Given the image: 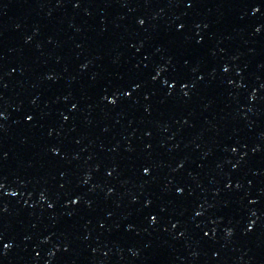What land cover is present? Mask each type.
Instances as JSON below:
<instances>
[{
    "label": "water",
    "instance_id": "95a60500",
    "mask_svg": "<svg viewBox=\"0 0 264 264\" xmlns=\"http://www.w3.org/2000/svg\"><path fill=\"white\" fill-rule=\"evenodd\" d=\"M254 1L0 0V264H58Z\"/></svg>",
    "mask_w": 264,
    "mask_h": 264
},
{
    "label": "snow or ice",
    "instance_id": "6c2138e0",
    "mask_svg": "<svg viewBox=\"0 0 264 264\" xmlns=\"http://www.w3.org/2000/svg\"><path fill=\"white\" fill-rule=\"evenodd\" d=\"M77 6H78V5H77ZM191 6H192V4H189V7H191ZM259 10H260L259 7H256V8H255V11L258 12ZM138 23H139L140 25H143V24L145 23V21H144L143 19H141V20L138 21ZM179 27H180V28H183L184 25L181 24V25H179ZM256 32H260V29L257 28V29H256ZM228 70H229L228 68H225V69H224L225 72H227ZM153 79H155V77H153ZM200 79H203V77H200ZM164 83H165V84H168V81H164ZM169 86H170V87H174V85H169ZM136 87H139V85H136ZM184 87H187V85H184ZM124 95L130 97V96H131V93H130V92H126V93H124ZM110 102H111L112 104H115V103H116V100L113 99V100H111ZM73 107L75 108V105H73ZM2 116H3V113H0V117H2ZM27 119L31 120L32 117L29 116V117H27ZM65 119H67V117H65ZM53 151H55V150H53ZM233 151H235V149H233ZM143 171H144L145 175H147V174H149L150 169H149L148 167H145V168L143 169ZM109 175H111V173H109ZM2 187H3V185L0 184V188H2ZM229 187H230V185H229ZM182 191H183L182 189H179V188L177 189V192L182 193ZM41 199H43V196L41 197ZM253 202H254V201H253ZM71 203H73V204L78 203V198H77V199H73V200L71 201ZM149 203H151V202L149 201ZM48 207L51 208V207H53V205L49 204ZM197 215H201V213L198 212ZM254 215H255V213H254ZM151 219H152V223H155V222H156V217H152ZM173 227H176V225L173 224ZM250 227H251V226H250ZM228 234L231 235V234H232L231 231H229ZM205 235H207V233H205ZM10 247H11L10 244H5V245H4V248H5V249L10 248Z\"/></svg>",
    "mask_w": 264,
    "mask_h": 264
}]
</instances>
